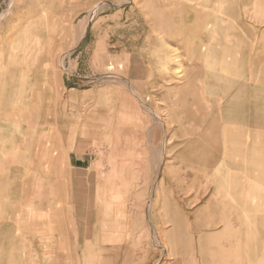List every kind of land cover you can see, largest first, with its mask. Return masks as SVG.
<instances>
[{"label":"rangeland","instance_id":"1","mask_svg":"<svg viewBox=\"0 0 264 264\" xmlns=\"http://www.w3.org/2000/svg\"><path fill=\"white\" fill-rule=\"evenodd\" d=\"M223 1L0 0V169L67 116L95 148L64 264H264V0Z\"/></svg>","mask_w":264,"mask_h":264},{"label":"crops","instance_id":"2","mask_svg":"<svg viewBox=\"0 0 264 264\" xmlns=\"http://www.w3.org/2000/svg\"><path fill=\"white\" fill-rule=\"evenodd\" d=\"M225 1L227 4L228 0L223 3ZM232 10L237 11V8ZM223 75L228 77L224 69ZM68 87L65 89L75 95L72 92L76 88ZM49 102L46 98L35 106L46 109ZM73 102L68 99L67 106H79L78 102L76 105ZM7 106L13 105L8 103ZM65 118L70 126L64 138L61 132L57 133L59 146L57 143L53 147L52 132L43 129L33 138L40 141L35 146L18 144L19 151L28 159L22 157L19 162L13 161L8 168L2 166L0 169V264H64V218L84 220L87 204H94L91 198L94 144L84 139L78 117ZM27 122L29 119H15L17 126ZM75 124L78 126L74 127ZM13 134V131L0 128V141ZM25 135L24 140H29V134L25 132ZM58 147L59 150L55 149ZM4 168H7L6 174ZM65 211L69 215H64Z\"/></svg>","mask_w":264,"mask_h":264},{"label":"bare ground","instance_id":"3","mask_svg":"<svg viewBox=\"0 0 264 264\" xmlns=\"http://www.w3.org/2000/svg\"><path fill=\"white\" fill-rule=\"evenodd\" d=\"M29 1V0H28ZM31 1V0H30ZM44 1V0H43ZM56 1V0H55ZM46 3V2H45ZM23 5H25L24 3H22ZM30 4V3H29ZM32 4H33V1H32ZM48 4V3H47ZM47 4H45V5H47ZM44 5V6H45ZM232 5V4H231ZM31 6H33V5H31ZM43 5H41V7H42ZM19 7V6H18ZM24 7V6H23ZM22 7V8H23ZM40 7V9H42V11H43V7L41 8ZM46 7V6H45ZM53 7V6H52ZM233 8H235V7H233ZM232 8V9H233ZM19 9V8H18ZM28 9H30V8H28ZM33 9V8H32ZM46 9V8H45ZM52 9V8H51ZM51 9H49V10H51ZM252 9V8H251ZM15 11V10H14ZM20 11H21V9H20ZM25 11V10H24ZM28 11V10H27ZM36 11V10H35ZM18 12V11H17ZM44 14H45V12H43ZM7 16V15H6ZM6 18V17H5ZM240 18V17H239ZM26 19V18H25ZM11 20V19H10ZM31 21V20H30ZM240 21V20H239ZM8 23V22H7ZM18 23V22H17ZM47 24V23H46ZM17 25H19V24H17ZM16 25V26H17ZM241 25V24H240ZM1 26V25H0ZM29 26V25H28ZM242 26V25H241ZM46 27H47V25H46ZM38 28V27H37ZM48 28V27H47ZM5 29H6V27H5ZM39 29V28H38ZM14 30V29H13ZM33 30V29H32ZM43 30V29H42ZM29 32V31H28ZM31 32V31H30ZM16 34V33H15ZM39 34V33H38ZM15 36V35H14ZM237 36L240 38L241 36H240V33L239 32H237L235 35H234V37H236L237 38ZM256 37V36H255ZM18 39H19V37H18ZM39 41V40H38ZM249 41L251 42V39H249ZM249 42V43H250ZM48 47V46H47ZM45 49H46V47H45ZM250 51H251V53H252V48H249V54H250ZM12 69V68H11ZM210 74V73H209ZM212 78H218V77H213L214 76V74L213 75H210ZM215 76H216V74H215ZM225 76V75H224ZM210 78V77H209ZM211 78V79H212ZM207 80H208V78H207ZM220 80V79H219ZM215 81V80H214ZM207 82V81H206ZM221 82H223V81H221ZM229 82V81H228ZM227 81H226V83H228ZM210 83H212L211 81H210ZM224 83V82H223ZM206 84H209L208 82L206 83ZM216 84V83H215ZM230 84V83H229ZM228 84V85H229ZM235 84V83H234ZM215 86V85H214ZM213 86V87H214ZM217 86V85H216ZM219 86V85H218ZM225 86V85H224ZM9 87V86H8ZM13 87H15V86H13ZM247 87H249V89L251 88V87H256L257 88V86H255V83H253V80L251 79V83H249V86L247 85ZM230 88V87H229ZM222 90H223V88H221ZM221 89H219V90H221ZM231 90V89H230ZM254 90V89H253ZM218 91V90H217ZM223 92H224V90H223ZM228 92V91H227ZM225 93H226V91H225ZM222 94V93H221ZM224 94V93H223ZM222 94V95H223ZM224 95H226V94H224ZM251 96V95H250ZM233 98H235V97H233ZM244 99V98H243ZM232 100V99H231ZM4 102V101H3ZM5 103V102H4ZM226 104H228V103H226ZM225 106H227V105H225ZM232 106V105H231ZM250 107H251V104H250ZM231 108V107H230ZM239 109V108H238ZM227 110V109H226ZM232 110V109H231ZM232 113V112H231ZM226 116V115H225ZM229 116V115H228ZM232 117V116H231ZM224 118V117H223ZM230 118V117H229ZM234 118V117H233ZM231 119V118H230ZM224 120H225V118H224ZM232 120H234V119H232ZM231 120V121H232ZM230 121V120H229ZM230 123V122H229ZM243 124V123H242ZM247 125V124H246ZM245 126V125H244ZM254 127H255V125H253ZM247 127V126H246ZM249 128H251V127H249ZM257 128V127H256ZM241 152H242V150H241ZM227 153H228V151H227ZM228 155V154H227ZM225 159V158H224ZM229 160H231L230 158H229ZM227 160L225 159V160H223L220 164H219V166L216 168L217 170H216V175H217V177L220 175V177L223 175V173L226 171V172H228L227 170V168H229L228 167V165H227V162H226ZM240 162V161H239ZM230 164V163H229ZM235 164V163H234ZM238 164V163H237ZM208 168V167H207ZM206 172L207 171H204V175L206 174ZM223 177H224V175H223ZM203 178V177H202ZM229 178V177H228Z\"/></svg>","mask_w":264,"mask_h":264}]
</instances>
